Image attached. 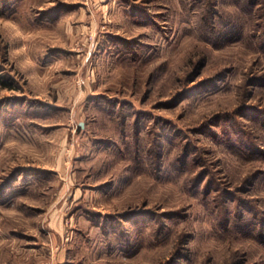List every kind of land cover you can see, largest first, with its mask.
I'll list each match as a JSON object with an SVG mask.
<instances>
[{
    "label": "rangeland",
    "instance_id": "1",
    "mask_svg": "<svg viewBox=\"0 0 264 264\" xmlns=\"http://www.w3.org/2000/svg\"><path fill=\"white\" fill-rule=\"evenodd\" d=\"M0 76V264H264V0H0Z\"/></svg>",
    "mask_w": 264,
    "mask_h": 264
},
{
    "label": "trees",
    "instance_id": "2",
    "mask_svg": "<svg viewBox=\"0 0 264 264\" xmlns=\"http://www.w3.org/2000/svg\"><path fill=\"white\" fill-rule=\"evenodd\" d=\"M0 86L3 88L11 89V85L7 81H4L1 76H0Z\"/></svg>",
    "mask_w": 264,
    "mask_h": 264
},
{
    "label": "water",
    "instance_id": "3",
    "mask_svg": "<svg viewBox=\"0 0 264 264\" xmlns=\"http://www.w3.org/2000/svg\"><path fill=\"white\" fill-rule=\"evenodd\" d=\"M79 125H80V126H82V124H81V123H80Z\"/></svg>",
    "mask_w": 264,
    "mask_h": 264
}]
</instances>
